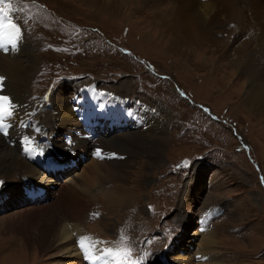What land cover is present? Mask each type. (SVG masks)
Wrapping results in <instances>:
<instances>
[{"label": "rangeland", "instance_id": "obj_1", "mask_svg": "<svg viewBox=\"0 0 264 264\" xmlns=\"http://www.w3.org/2000/svg\"><path fill=\"white\" fill-rule=\"evenodd\" d=\"M125 1L112 13L100 10L95 1L0 0V9L10 6L8 17L0 12V18L6 23L13 14L25 39L36 45L27 83L29 102L49 109L52 90L67 93L71 82L87 85L82 95L77 93L81 100L89 96L81 109L86 110L84 118L72 129L62 125L52 128L51 122H43L47 134L38 139H46L47 149H40L36 159L50 153L55 159L51 171L56 169L54 165L65 163L63 172L47 176L33 157L42 173L39 178L14 167L8 178L0 173V264L15 258H21L20 264L64 261V255L54 257L52 248L37 253L34 245L19 247L22 238L10 226L22 221L20 213L26 207H34L26 200L34 198L33 190L47 197L42 201H52L53 196L49 197L59 183L88 172L85 168L92 157L75 144L86 141L83 134L89 137L92 128H97L96 136L89 137L95 139L107 137L111 131L134 129L130 124L134 125L141 108L131 101L145 107L142 112L146 116L137 130L146 129L152 116L164 117V111L168 115L159 163L140 171L142 157L129 162L125 169L128 192L120 206L119 200L108 195L120 184L105 179L87 183V205L77 234L97 239L103 247L130 250L128 259L141 264H183L176 259L182 247L181 256L187 257L189 264H264V119L250 116L241 99L243 89L239 103H232L234 92L227 85L239 75L234 63L237 54L230 49L229 57L221 60L225 63L220 68L231 74L220 80L222 84L226 80L220 89L209 67L221 64L219 58L224 56L210 43L197 41L193 52L177 58L158 39L160 28L163 32L166 28L164 3L169 0ZM5 31L0 29L2 47L10 45L5 43ZM245 32V28H234L236 39ZM13 52L10 49L8 54ZM108 91L125 99L109 101L108 96L103 100ZM72 104L76 103L72 100ZM25 126L33 137L31 125ZM70 136L74 144L66 146ZM47 141L52 144L48 146ZM104 147L103 142L97 160L115 163L107 157L119 155L118 150L123 149L108 151ZM90 148L92 144L86 143L85 149ZM76 245L80 243L76 241Z\"/></svg>", "mask_w": 264, "mask_h": 264}, {"label": "bare ground", "instance_id": "obj_2", "mask_svg": "<svg viewBox=\"0 0 264 264\" xmlns=\"http://www.w3.org/2000/svg\"><path fill=\"white\" fill-rule=\"evenodd\" d=\"M85 1L89 3L95 1V3L100 4V10L104 9L115 13L119 10L118 7L123 6L125 0ZM131 1L133 0H126L125 3H130ZM135 2L138 4L140 1ZM156 2H152V4ZM164 6L167 7V14L163 17L166 24L165 34L160 28L161 36L158 39L164 44V48L168 49L169 54H173L177 58L182 54L184 56L185 53L195 50L194 46L197 41H206L212 45L220 56H224V59L219 58L221 61L225 60L226 57L228 58V50L233 49V52L237 54L234 63L236 72L239 75H234L236 77L235 81L232 80L227 85V89H232L234 92L233 96H230L234 98L232 103H239L237 101L240 99L239 92L243 89L241 99L250 116L264 119V0H169L164 3ZM156 7L157 4L153 8L156 9ZM11 16L12 22L20 29L14 15L11 14ZM169 19L172 20L168 21ZM234 28H245L247 33L245 32L236 39ZM7 31L13 30L9 29ZM25 36L20 30L19 35L16 37L15 46L12 43L8 46H0V78H3L0 80V95L9 97L13 105V115L4 118V126L7 131L5 132L3 127H0V173H3L2 177L5 178L12 175L10 169L13 167L19 173H28L32 177L39 178L42 175V171L38 170L33 160H36V153L40 149H47L44 141L38 139L41 135L47 134V127L43 124L44 120L51 122L52 128L56 125H62L67 130L72 129L71 127L79 123V119L84 118L83 112L86 110L81 112V109L84 108L83 103L89 99V96L87 98L83 96L82 102L77 95V93L82 95L87 89V85L71 82L72 89L67 93L58 88L52 90L53 93L48 99L50 104L47 103L49 104V109H45V105L42 103L39 106L30 103L27 83L30 81L31 65L35 55L32 49H35L36 45L33 44L32 40H26ZM197 48L199 51V47ZM10 49L14 51L13 54H8ZM224 63L221 61V64H210V67L208 66L212 71L211 73L217 76L219 81L217 86L220 89L224 87H221L222 81L220 80L224 78L226 73V75L231 74V71L227 70V72L224 71L225 69L220 68L224 66ZM205 66L207 68V65ZM224 84H226V80ZM100 90L106 89L100 88ZM108 96L111 97L109 101L118 100V98L125 99L108 91L103 100ZM72 100L76 104L73 105ZM129 103H134V105L141 108L134 125L131 126L130 124V127L134 129L129 130L128 128L125 133L111 131L107 137L99 135L100 137L95 139L83 134L86 141L80 144L75 142V144L76 148H80L92 157L85 168L88 172L70 177L71 179L66 183H59V187L57 186L58 188L54 189L49 197L52 198L53 196L52 201L38 200L32 202L34 207H26L20 213L22 221L16 220L15 224L13 221V226H10L11 229L13 228L14 234H19L22 238V243L19 247L34 245L37 253L52 248L54 257L65 256L61 264H116L114 255L108 253L109 249H112L113 253H115L117 250L115 247H103L100 245L99 240L77 233L81 228L79 218L83 216L84 206L87 205L84 202L85 198L88 199V192L85 190L87 183L90 184L96 179H105L107 182L111 181L116 182L118 185L120 184L108 194L119 200L118 206H120L124 200L122 198L128 192L129 175L125 169L129 168V162L133 161L134 158L142 157L143 161L139 168L140 171H143L146 165H157L159 163L162 143L166 137L165 130L168 115L164 111V117L159 115L160 118H155L152 116V122L146 129L137 130L146 116L142 112L145 107L138 101ZM126 104L128 105V103ZM158 108L159 113H161L162 108ZM117 109L118 106L114 111L117 112ZM123 114L127 119H131L127 112ZM94 122L97 123L96 125L101 126L97 119ZM25 123L26 125L27 123L31 125L34 136L31 133L30 135L33 137L26 133ZM85 124L89 125L90 123L86 122ZM96 130L97 128H92L91 130L93 137L96 136ZM69 140L71 142H68L66 146L74 144L75 139L73 136H70ZM47 142L48 146L52 144L49 141ZM88 142L92 144V148L85 149ZM103 142L104 148L108 151H115L118 148L123 149L118 150L119 155L111 154L107 157L109 160H114L115 163L106 162L105 164V162L97 160V154L95 155V153H97L100 144ZM54 143L58 145L57 139H54ZM18 153H21V155L18 156ZM62 153L60 152V154ZM45 157L48 159V165L55 160L50 153L45 152ZM103 157H105V154ZM32 158L33 160H31ZM100 173H103L102 177L98 176ZM134 173L138 175L137 172ZM44 177L48 179L46 176ZM48 182L46 183L48 184ZM35 192L33 190L34 194ZM44 198L46 199L47 197L44 196ZM109 198L112 199L111 197ZM26 200L27 203H30L28 199ZM21 205L23 204L21 203ZM76 241L80 245H76ZM184 249L182 247L180 252L184 253ZM180 252H176V259L182 261L183 264H189L187 257L181 256L182 253ZM21 261V258H15V260L8 259L3 263L20 264Z\"/></svg>", "mask_w": 264, "mask_h": 264}, {"label": "snow or ice", "instance_id": "obj_3", "mask_svg": "<svg viewBox=\"0 0 264 264\" xmlns=\"http://www.w3.org/2000/svg\"><path fill=\"white\" fill-rule=\"evenodd\" d=\"M9 11H10V6L4 9H0V12H2L3 17H8ZM12 11L15 10L12 9ZM0 29L13 30V31H5V35L8 36V39L5 41V43H12L13 46H15L16 37L19 35L20 32V29L17 27V25L14 24L11 19H7V22L5 23L3 19L0 18ZM2 79L3 78H0V80ZM12 115H13V105L9 97L0 95V127H3V130L5 132L7 131V128L4 126V118L10 117ZM97 155H99V152H97ZM262 183H264V178H262ZM108 253L114 255L116 264H141V261L139 260L128 259V257H130V250H116V252L113 253V250L109 249Z\"/></svg>", "mask_w": 264, "mask_h": 264}]
</instances>
